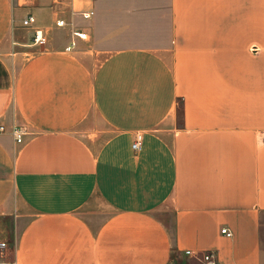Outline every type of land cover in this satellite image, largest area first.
I'll use <instances>...</instances> for the list:
<instances>
[{"label": "crops", "instance_id": "crops-1", "mask_svg": "<svg viewBox=\"0 0 264 264\" xmlns=\"http://www.w3.org/2000/svg\"><path fill=\"white\" fill-rule=\"evenodd\" d=\"M0 126V264H264V0H0Z\"/></svg>", "mask_w": 264, "mask_h": 264}, {"label": "built area", "instance_id": "built-area-1", "mask_svg": "<svg viewBox=\"0 0 264 264\" xmlns=\"http://www.w3.org/2000/svg\"><path fill=\"white\" fill-rule=\"evenodd\" d=\"M92 15H93V13H84L83 14V18L88 20V19L91 18ZM34 23H35L34 16L33 15H28L24 19V21L22 23V26L24 28H29ZM58 25L59 26H63L64 22L61 21V22L58 23ZM75 36L77 38L81 39V40H86L87 39V35L85 33H75ZM43 41H44V39L42 38L40 33H36V35H35V43H39V42H43ZM74 47H75V44L72 43V45L68 48V50H71ZM5 132H6V128L4 126H0V134L5 133ZM25 132L26 131L24 129H22V128L16 127V128L13 129L12 134L15 137L17 143H22V140H23V137L25 135ZM142 144H143V135L139 133V134L136 135L135 141L132 144V149L134 151H139L142 148ZM222 234L226 235V237H228V238H232L233 237V234L227 229H223L222 230ZM7 247H8V245H7L6 242L0 241V259L3 256L4 252L6 251ZM187 255L188 256H192V253L191 252H187ZM196 259L201 264H217L216 256L212 252L206 253V254H204L201 257H196Z\"/></svg>", "mask_w": 264, "mask_h": 264}, {"label": "rangeland", "instance_id": "rangeland-1", "mask_svg": "<svg viewBox=\"0 0 264 264\" xmlns=\"http://www.w3.org/2000/svg\"><path fill=\"white\" fill-rule=\"evenodd\" d=\"M4 224H5V223H4L3 221H0V228L3 229V228H4Z\"/></svg>", "mask_w": 264, "mask_h": 264}]
</instances>
